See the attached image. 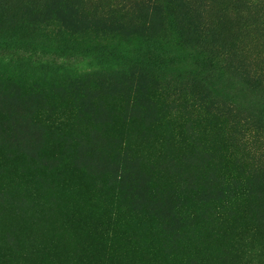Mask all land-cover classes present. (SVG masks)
I'll return each instance as SVG.
<instances>
[{"label": "rangeland", "instance_id": "obj_1", "mask_svg": "<svg viewBox=\"0 0 264 264\" xmlns=\"http://www.w3.org/2000/svg\"><path fill=\"white\" fill-rule=\"evenodd\" d=\"M56 1L0 0V8L15 12L10 21L0 14V86L11 94L0 95V264L195 263L154 219L134 210L105 164L128 152L135 170L126 185L158 190L168 181L171 193L174 182L176 189L214 190L252 169L260 143L248 135H264V95L235 68L264 80V0H168L145 39L75 32L39 19ZM104 1L63 6L98 14ZM112 1L133 7L134 17L142 8L140 0ZM28 5L33 13L21 14ZM93 68L104 71L106 83L130 68L148 69L162 93L185 86L207 104L177 99L142 117L114 89L89 96L90 108L75 93L54 92ZM236 122L244 123L245 144L228 131ZM162 156H170V168ZM258 176L264 184V167ZM227 214L196 237L193 248L209 264H227L217 255L224 247L239 250L249 225L264 247V192ZM244 263L242 256L234 262Z\"/></svg>", "mask_w": 264, "mask_h": 264}, {"label": "trees", "instance_id": "obj_2", "mask_svg": "<svg viewBox=\"0 0 264 264\" xmlns=\"http://www.w3.org/2000/svg\"><path fill=\"white\" fill-rule=\"evenodd\" d=\"M65 1L58 0L50 7L48 6V8L45 6L39 14L41 16L39 19L44 20V22L51 20L54 25L58 24L61 28L75 32L110 31L113 35L125 37L139 35L142 39L146 38V34L149 31H153L152 22L156 14H163L164 5L168 3V0H140L142 8L139 15L134 17L133 7L119 1L113 3L112 0H105L104 4L100 6L101 10L98 14L94 10L83 12L76 6L64 7ZM29 2L27 1L26 3L29 4ZM169 2L171 3L173 0H169ZM25 6L26 4L22 8ZM22 8L20 9L21 14L29 16L33 13L29 5L25 8L26 10ZM0 14H5L6 21L12 20V17L15 16L14 10L10 13L6 8H0ZM235 69L237 70L235 72L237 77L251 84L249 89L255 88L264 95L263 79L256 77L257 80H254L247 70H240L238 67ZM138 70L130 68L129 71H125L126 73L120 74L112 81L109 79L106 83L105 80L108 76H106L104 71L93 68L78 74L68 87L58 85L53 90L59 94L75 93L78 97H82L81 106L90 108L86 105V100L89 96L96 94V97L102 90L114 89L126 97L130 113L132 115L138 114L142 117H148L158 105L177 99L197 108H203L207 104L206 98L196 94L195 90L194 93L188 92L192 89L185 86L167 89V93H162L163 90H160L158 82L150 78L148 69L141 68ZM190 79L191 77H188V80ZM95 80L100 82L95 84ZM106 84H109V86H105ZM155 84L157 85L156 87L154 86ZM2 89L0 86V95L4 97L11 95ZM155 91L160 92L162 95L156 96ZM224 107L233 111V108ZM235 107H239V105L236 104ZM228 112L230 113V111ZM242 126H244V123L236 122L228 131L237 138V142L243 144L249 141V137L258 138L260 150L258 155H256L257 160L253 162V167L251 166L252 169L248 173L230 175L219 186H215L214 190H209L202 184L201 187H193L191 184H178L177 189H180V192H178L175 188L177 182H174L175 189L172 187L171 193L167 190L168 181L165 188L158 190H149L141 182L133 186L126 185L124 178L135 170V167L131 164L132 158L128 152L105 164L111 175L112 182L119 185L121 192L125 195L124 198L132 203L134 210L143 211L154 219L157 223L156 225L159 226V230L171 244L181 247L182 250H187L186 257H195V263L193 264H209L201 249L193 248L196 237L199 235L198 238L201 239L202 231L209 228L210 223L215 219L216 222L219 219L222 222L221 218L226 216V212H228L227 217H231L229 212L236 208L237 202L246 201L264 192L263 181H258L260 178L258 171L264 167V135L258 134L257 128L253 127L257 134H249V137H246L244 133L239 132L243 129ZM207 149L209 151L212 150L211 146ZM169 158L170 156H162L160 159L162 163L166 164L165 168H170L173 164L172 160L167 162L166 159ZM256 228V225L247 226L245 231L251 232V236L249 235L244 239L241 248L239 250L233 246L222 248L220 250L221 253L217 255L218 260H223V263L234 264L235 259H239L242 256L245 261L244 264H264V247L260 244H255L252 238L254 236L253 231Z\"/></svg>", "mask_w": 264, "mask_h": 264}]
</instances>
